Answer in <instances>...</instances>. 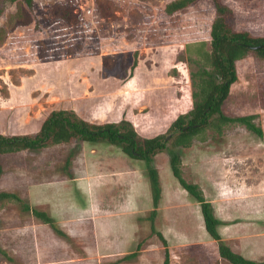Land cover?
<instances>
[{
    "label": "rangeland",
    "instance_id": "1",
    "mask_svg": "<svg viewBox=\"0 0 264 264\" xmlns=\"http://www.w3.org/2000/svg\"><path fill=\"white\" fill-rule=\"evenodd\" d=\"M175 0H0V134L34 135L55 110L98 124L133 123L168 137L183 175L201 186L223 222V241L264 261V140L244 125L208 128L174 148L172 124L194 107L202 53L211 49L212 0L174 15ZM235 30L264 36V0H223ZM223 111L264 130V60L237 63ZM0 264H231L207 233L201 207L174 177L168 150L154 158L162 199L154 210L146 163L107 143L73 142L1 159ZM48 213L65 235L24 211ZM141 245V249L139 246ZM137 253L130 259L124 255Z\"/></svg>",
    "mask_w": 264,
    "mask_h": 264
},
{
    "label": "trees",
    "instance_id": "2",
    "mask_svg": "<svg viewBox=\"0 0 264 264\" xmlns=\"http://www.w3.org/2000/svg\"><path fill=\"white\" fill-rule=\"evenodd\" d=\"M12 4L20 3L31 12L34 10V0H6ZM201 0H175L165 7L167 15H174ZM216 8V18L211 29V49L202 53L204 65L197 73L196 83L198 91L195 94L193 109L187 115H181L172 124L177 134L173 140L174 148H188L193 140L203 134L208 128H216L222 132L223 127L231 124L244 125L251 132L264 140V130L255 123V116L230 117L223 111V106L231 94L232 86L239 80L237 63L250 53L256 54L264 60V36H256L247 30H235L229 23L230 11L223 0H212ZM4 10L0 8V17ZM107 143L121 148L123 153L131 158L146 163L148 177L152 191L154 210L148 217L152 231L156 232L155 219L157 209L162 199V185L160 173L154 166V158L161 152L168 150L171 156V168L174 177L181 187L191 195L201 207L207 233L218 244L221 258L231 264H264L235 252L227 245L220 233L222 220L215 213L213 203L209 201L200 185L189 182L184 178L182 159L178 150L169 148L168 137L159 135L152 138H142L132 122L122 120L119 123L98 124L81 118L76 112L69 110H55L50 113L34 135L0 134V179L3 173L1 159L8 154L23 151H38L50 146L70 144L73 142ZM20 201L16 194L1 193L0 200ZM24 211L31 212L45 224H50L59 235L65 232L56 225V221L48 213L24 205ZM165 247L164 264H171L169 243L163 233L158 232ZM141 249V245L139 246ZM0 253L6 252L0 247ZM137 255L131 253L123 258L130 259Z\"/></svg>",
    "mask_w": 264,
    "mask_h": 264
},
{
    "label": "crops",
    "instance_id": "3",
    "mask_svg": "<svg viewBox=\"0 0 264 264\" xmlns=\"http://www.w3.org/2000/svg\"><path fill=\"white\" fill-rule=\"evenodd\" d=\"M127 255H129V254L124 255L123 258H124L125 256H127ZM123 258H122V259H123Z\"/></svg>",
    "mask_w": 264,
    "mask_h": 264
}]
</instances>
